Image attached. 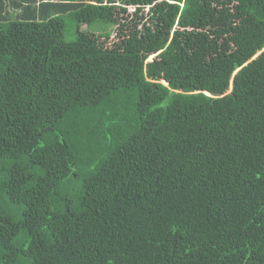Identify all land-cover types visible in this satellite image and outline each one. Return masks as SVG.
I'll list each match as a JSON object with an SVG mask.
<instances>
[{
  "label": "trees",
  "instance_id": "16d2710c",
  "mask_svg": "<svg viewBox=\"0 0 264 264\" xmlns=\"http://www.w3.org/2000/svg\"><path fill=\"white\" fill-rule=\"evenodd\" d=\"M0 264H264V0H0Z\"/></svg>",
  "mask_w": 264,
  "mask_h": 264
},
{
  "label": "rangeland",
  "instance_id": "374dc122",
  "mask_svg": "<svg viewBox=\"0 0 264 264\" xmlns=\"http://www.w3.org/2000/svg\"><path fill=\"white\" fill-rule=\"evenodd\" d=\"M85 29V25H82V27H81V30H84ZM99 29L100 30H103V26L102 25H99ZM85 31V30H84ZM109 41L111 40V41H114L115 40V37H114V34H112V36H111V38L110 39H108ZM107 40V41H108Z\"/></svg>",
  "mask_w": 264,
  "mask_h": 264
},
{
  "label": "clouds",
  "instance_id": "9594fccd",
  "mask_svg": "<svg viewBox=\"0 0 264 264\" xmlns=\"http://www.w3.org/2000/svg\"><path fill=\"white\" fill-rule=\"evenodd\" d=\"M116 5H118V4H116ZM128 9H132V8L129 7Z\"/></svg>",
  "mask_w": 264,
  "mask_h": 264
}]
</instances>
